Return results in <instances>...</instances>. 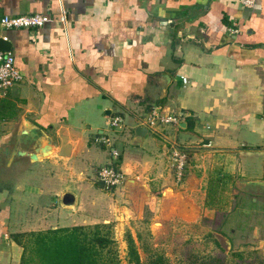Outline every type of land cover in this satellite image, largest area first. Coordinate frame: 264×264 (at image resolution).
<instances>
[{
	"label": "crops",
	"instance_id": "0c3cea01",
	"mask_svg": "<svg viewBox=\"0 0 264 264\" xmlns=\"http://www.w3.org/2000/svg\"><path fill=\"white\" fill-rule=\"evenodd\" d=\"M30 14L49 22L0 26L21 75L0 90V264L18 263L11 233L84 224L72 223L87 218L82 204L47 208L40 199L62 196L75 175L82 192L99 193L89 182L109 161L99 137L118 152L110 161L124 182L105 196L95 223L147 221L157 236L165 223L181 222L166 212L175 197L194 201L205 177L227 176L208 181L227 190L229 176L242 177L247 165L264 174V0L250 7L238 0H0V19ZM152 110L177 124H156L134 139ZM116 116L121 127L109 128ZM23 119L48 138L47 158L16 154L32 152L19 138ZM174 148L187 151L190 164L178 183L169 178Z\"/></svg>",
	"mask_w": 264,
	"mask_h": 264
},
{
	"label": "rangeland",
	"instance_id": "374dc122",
	"mask_svg": "<svg viewBox=\"0 0 264 264\" xmlns=\"http://www.w3.org/2000/svg\"><path fill=\"white\" fill-rule=\"evenodd\" d=\"M188 158L185 169L186 166H190ZM47 171L48 169H43L40 175H46ZM85 177L82 180L86 181ZM76 178L77 175L67 178L64 183L67 186L64 193L75 196L73 206L82 204V210L87 218L72 221V223L82 221L84 223L82 225L98 224L95 222L101 220V211L104 214L105 196L120 186L113 190H105L94 173L89 182L96 186V190L97 188L101 190H99L100 194L97 192L91 194L82 192L77 187L79 184ZM169 178L170 181L175 182L172 166L169 169ZM184 178L181 182L185 180ZM225 178L227 176L205 177L207 181L195 192L194 201H190L189 195L187 197L185 194L183 198L175 197L177 203L169 206L166 212L170 219L177 216L181 218V222L165 223L162 233L157 236L149 234L147 221L146 223L128 221L123 225L108 222L116 245L118 263L128 264L124 242L126 233H129L133 240L141 264H150L151 255L155 254L162 257L164 264H259L264 262V187L241 183L260 182L251 178L264 180L262 167L247 165L242 177L232 174L228 179L231 187L227 190L214 189L208 184L209 180L217 182L227 180ZM58 183L59 178L56 183L57 190ZM52 201L59 207L61 196L57 193L56 197L40 199L41 204L48 205L47 208L51 206L49 203ZM39 209L42 213V208ZM29 222L32 223V221ZM66 224L69 222L58 221L54 226ZM8 230L15 231L11 225Z\"/></svg>",
	"mask_w": 264,
	"mask_h": 264
},
{
	"label": "trees",
	"instance_id": "16d2710c",
	"mask_svg": "<svg viewBox=\"0 0 264 264\" xmlns=\"http://www.w3.org/2000/svg\"><path fill=\"white\" fill-rule=\"evenodd\" d=\"M9 239L21 249L17 264H119L108 223L11 233ZM124 242L127 263L141 264L129 233L124 235ZM149 261L164 264L157 254Z\"/></svg>",
	"mask_w": 264,
	"mask_h": 264
},
{
	"label": "built area",
	"instance_id": "2783aa9c",
	"mask_svg": "<svg viewBox=\"0 0 264 264\" xmlns=\"http://www.w3.org/2000/svg\"><path fill=\"white\" fill-rule=\"evenodd\" d=\"M244 7L253 5L254 0H238ZM63 21V19H60ZM49 22V18L45 15L30 14L21 16H3L0 19V26L4 29H39L45 23ZM21 81V75L14 65L13 56L10 52L0 51V90L5 91L16 83ZM182 83H186V79H181ZM109 128L119 129L122 124L120 117L108 118L105 122ZM156 124L167 125L177 124L176 116L159 115L156 110H152L148 115L143 126L151 129ZM96 143L101 144L107 150L109 161L106 165L96 170V178L105 190H113L121 186L124 182L123 174L120 169L115 166L113 161L118 156V152L112 147L111 142L106 137L95 139ZM170 162L174 171L175 182H181L183 178V170L186 162V154L179 149L174 148L170 153Z\"/></svg>",
	"mask_w": 264,
	"mask_h": 264
},
{
	"label": "water",
	"instance_id": "95a60500",
	"mask_svg": "<svg viewBox=\"0 0 264 264\" xmlns=\"http://www.w3.org/2000/svg\"><path fill=\"white\" fill-rule=\"evenodd\" d=\"M10 45L6 40L0 38V51L9 52ZM19 138L23 142L24 147H28L32 149V152L26 153L24 148L22 151H17V155H26L31 161H40L49 156L50 153V142L46 135H44L43 131L36 126L30 124L27 120L23 119L19 122ZM37 132V133H36ZM145 127H136L133 130L134 139H141L145 134ZM244 185H257L264 187V182H241ZM74 197L68 193H63L61 196V206L63 207H71L73 205Z\"/></svg>",
	"mask_w": 264,
	"mask_h": 264
}]
</instances>
